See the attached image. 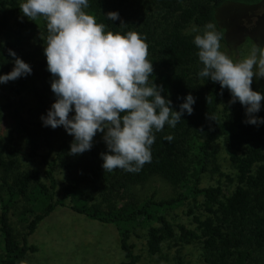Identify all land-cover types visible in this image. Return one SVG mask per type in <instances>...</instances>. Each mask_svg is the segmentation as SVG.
Listing matches in <instances>:
<instances>
[{
  "label": "trees",
  "instance_id": "trees-1",
  "mask_svg": "<svg viewBox=\"0 0 264 264\" xmlns=\"http://www.w3.org/2000/svg\"><path fill=\"white\" fill-rule=\"evenodd\" d=\"M22 2L0 0V30L9 17L20 14ZM262 4L264 0H89L85 11L93 14L97 22L106 24V30H135L146 37L154 82L163 85L162 95L171 99L176 110L187 94L196 98L191 115L185 112L174 128L165 125L163 131L155 134L152 160L138 173L121 169L104 172L100 153L107 148L102 133L95 136L91 150L70 155L74 138L56 139V129L43 126L41 116L47 115L56 97L44 54L46 22L43 18L32 20L40 31L41 45L33 49L27 62L32 73L13 83L15 94L28 90L34 103L24 112L18 107L9 109L26 150L12 134L0 137V264H16L28 252L36 251L28 237L59 206L112 224L123 253L119 264H138L139 256L129 239L136 234L134 221L144 218L152 221L145 231L149 254L158 253L164 241L177 236L183 243L200 244V264H264V123H245V108L239 101L229 103L228 89L197 75L202 64L193 43L196 33L189 31L193 26L202 30L205 23L214 22L225 33L222 20L226 6ZM109 11H117L120 19H107ZM154 14L163 21L159 22ZM225 42L226 38L221 41ZM8 50V45L0 42V65L8 66ZM256 91L264 93V78ZM255 115L264 117V101ZM166 135L174 139L169 142L164 139ZM220 137L231 150L229 161L235 170L233 179L225 175L235 183L229 195L223 194L220 183L202 184L205 173L219 171L213 144ZM41 148L46 151L41 153ZM20 156L39 157L47 183L42 181L37 168L14 173ZM58 168L66 176L60 195L55 197L59 188ZM154 175L179 190L167 198L155 199L150 195L137 200L132 189ZM91 188H95L97 195H93ZM188 198L194 203L202 202L206 213L201 218L192 215L194 227L173 222L165 214ZM124 199L122 205H116ZM18 202L23 203L19 220L25 228L19 237L9 222V214ZM188 210L193 213L192 208Z\"/></svg>",
  "mask_w": 264,
  "mask_h": 264
},
{
  "label": "clouds",
  "instance_id": "clouds-1",
  "mask_svg": "<svg viewBox=\"0 0 264 264\" xmlns=\"http://www.w3.org/2000/svg\"><path fill=\"white\" fill-rule=\"evenodd\" d=\"M19 8L30 20L46 22L44 54L56 99L47 115L41 116L43 126H63L74 137L70 155L91 150L95 136L102 133L107 148L100 153L104 172L141 171L152 160L155 134L165 125L174 128L185 112L191 115L196 98L187 94L176 110L171 99L162 95L163 85L154 82L146 37L135 30H106V24L85 11L89 0H23ZM106 16L111 21L120 19L117 11ZM191 33H196L193 43L202 64L197 75L228 89L229 103L239 101L244 106L245 123H264V117L255 115L264 93L252 88L254 78H264V47L254 46L248 57L234 60L221 51L225 33L214 22L205 23L202 30L193 26ZM8 52L14 67L0 74V84L32 73L29 63L15 51ZM164 139L171 142L174 137Z\"/></svg>",
  "mask_w": 264,
  "mask_h": 264
},
{
  "label": "rangeland",
  "instance_id": "rangeland-1",
  "mask_svg": "<svg viewBox=\"0 0 264 264\" xmlns=\"http://www.w3.org/2000/svg\"><path fill=\"white\" fill-rule=\"evenodd\" d=\"M223 11L222 25L225 27L226 42L221 43V51L234 60H242L250 55L254 46L264 47V4L251 7L229 5ZM153 17L159 22L163 21L157 14ZM163 26L164 24H161V27ZM157 29L160 30V27ZM40 39L39 29L34 26L32 20L23 16L22 12L9 17L4 28L0 30V42L6 43L9 49L15 51L17 56L25 62H28L33 49L41 45ZM6 62L8 66L0 65V74L8 73V69L12 70L14 67L12 56ZM262 80L263 78H254L252 88L256 90ZM33 103L34 99L28 90L15 94L13 81L0 84V137L8 133L12 134L24 150L26 145L23 136L15 129L9 109L18 107L24 112ZM55 136L56 139L66 136L74 138L63 126L56 128ZM213 149L219 171L209 170L205 173L202 184L220 183L223 194L229 195L235 184L234 181L225 178V175L231 179L235 176V170L229 161L231 150L223 137L214 142ZM45 151V148L40 149L41 153ZM18 160V168L14 173L37 168L41 172L42 181L47 183L39 157L20 156ZM65 176V172L58 168L59 188L55 197L60 195ZM91 189L93 195H97L95 188ZM178 190L158 175L150 177L145 183L132 189L137 200L150 195H153L155 199L167 198L175 195ZM124 201L125 199L120 200L116 205L120 206ZM22 205V202H18L16 208L9 214V222L18 237L25 231L24 224L19 220ZM189 208H192V214L189 213ZM165 214L173 222L194 227L192 215L196 214L201 218L206 213L202 202L194 203L191 198H188L182 205L168 210ZM138 220L134 221L136 234H131L129 239L139 256L138 264H200L202 259L200 244L183 243L177 236L164 241L158 253L149 254L145 247V231L152 221L145 218ZM28 242L35 246L36 251L28 252L16 264H119L123 260V253L118 245L117 230L112 224L87 218L68 207H56L38 224L35 231L28 237Z\"/></svg>",
  "mask_w": 264,
  "mask_h": 264
}]
</instances>
